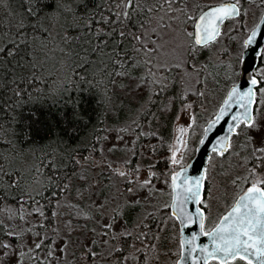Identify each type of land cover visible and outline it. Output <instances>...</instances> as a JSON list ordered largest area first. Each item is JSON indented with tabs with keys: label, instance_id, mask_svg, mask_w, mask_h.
<instances>
[{
	"label": "snow or ice",
	"instance_id": "6c2138e0",
	"mask_svg": "<svg viewBox=\"0 0 264 264\" xmlns=\"http://www.w3.org/2000/svg\"><path fill=\"white\" fill-rule=\"evenodd\" d=\"M246 2L260 8L261 15L259 23L242 41V51L237 60L243 65L249 50H254L260 59V66L247 73L249 86L246 90L239 86L228 90L214 119L204 128L198 146L192 145L188 133L196 121L192 114L189 116L190 123L179 125L174 141L168 145L167 160L171 166L165 181L171 196L168 207L182 227L195 223L199 228L198 235L208 237L211 242L210 247L198 245L197 234L180 240L179 258L183 261L191 258L192 264H264V173L256 171L257 164L253 163L242 181L240 177L233 180V184L250 186L242 189L243 194L211 230L206 229L205 209L208 203L203 195L207 169H202L198 177L189 175L195 165L191 157L206 144L211 153L224 157L232 149V136L241 135L243 129L258 127L255 112H258L259 105L264 104V48L253 46L257 45L258 37H264V0ZM196 9L195 14L189 15L186 0H100L99 3L95 0H0V11L3 12L0 16V114H9L6 118L10 121L5 124L0 119V177L8 178L7 187L23 191L25 184L40 174V167H33L30 177L22 170L13 171L16 165L26 161V146L34 144L37 138L56 142L57 147L46 153L41 166L51 163L61 150L63 137L76 135L78 124L84 123V114L80 111L82 95L92 88L103 87L107 91L109 85L117 83L116 77L127 76L132 51L144 53L147 57L145 63H150L152 57L148 54L155 49L148 47L145 34L154 17L158 18V23H163L165 17L179 20L181 16L191 21L194 31L188 35L192 40L189 51H192V48L211 47L220 38L225 21L248 14L241 0H222L219 4L205 7L198 4ZM52 20L59 25L55 31ZM168 26L164 24V27ZM153 75L149 67V76ZM61 77L62 82L58 80ZM195 94L204 95L200 91ZM233 107L239 111L232 113ZM188 108H191L190 103L185 106L186 110ZM229 113L232 121L228 124L229 135L216 138L213 142L210 139L212 133ZM251 140V137L247 138L245 147L251 144ZM250 155L254 161L264 165V146H252ZM206 159L211 161V157ZM240 166H244L243 162ZM52 167L57 170L55 164ZM134 171L138 173L139 167ZM116 174L127 177L130 183L135 182V177L130 176L128 171L120 170ZM152 176L155 173L140 180V186H151ZM62 188L66 189L67 185H62ZM189 203L203 207H196L190 213L186 207ZM34 211L48 219L39 208ZM20 219L24 220L25 216L21 214ZM66 226L70 227L71 221ZM40 227L43 228L42 223ZM104 227L111 229L112 226L106 224ZM7 235L23 240L14 231H9ZM104 235H109V232ZM126 235L131 236L130 233ZM35 236L38 241L34 247L19 252L12 243L0 240V249L4 250L2 254L9 259L14 255L16 264H24V257L35 260L36 264H52L53 258H65L67 241L59 247L60 256H56V241L47 235L46 230L44 235L36 232ZM146 237L147 234L141 232L134 239L144 243ZM116 238L113 236V239ZM148 247L155 249V245ZM42 249L47 250V255L40 257ZM126 250L116 248L117 252ZM135 251L141 250L136 248ZM141 255L146 256L145 253ZM88 256L95 258L97 253L89 251ZM113 258L118 264H128V256L110 254L106 257ZM132 259L138 257L133 256Z\"/></svg>",
	"mask_w": 264,
	"mask_h": 264
},
{
	"label": "rangeland",
	"instance_id": "374dc122",
	"mask_svg": "<svg viewBox=\"0 0 264 264\" xmlns=\"http://www.w3.org/2000/svg\"><path fill=\"white\" fill-rule=\"evenodd\" d=\"M221 2L222 0H186L188 14H195L198 4L205 7ZM244 10L248 14L243 15L235 23L232 21L225 24L222 34L215 44L209 48H192V51H189V48L192 47V40L188 35L193 32L191 21H186L181 16L179 20H168L165 17L163 23H158V18H153L149 24L152 30L151 41L146 39L148 47L155 49L154 52L148 54L152 57L150 63L146 64V55L140 53L136 61H129L128 75L116 77L117 83L113 84L108 118L105 132L99 143V151L96 155L92 152L89 157L80 160L75 180L69 183L65 197H62V200L54 206L53 212H56L57 215L53 216L48 225L43 223V226L47 227V235L56 241V256H60L59 247L61 244L65 241L68 244L65 258L62 260L53 258L52 264H118L114 258L106 259L110 254L128 256V264L177 263L181 251L180 231L179 224L168 207L171 203V196L170 188L165 182L167 178L156 180L160 173L141 166L139 163L131 167V160L139 137L150 131L147 124L138 129L139 115L146 108L153 91L156 90L157 83L172 88L178 84L179 94L182 92L184 99L187 98L190 101L186 100L178 109L179 119L176 116L172 142L177 127L190 123V114L195 116L196 121L188 129V133L191 139L195 136L200 139L206 124L217 113L228 90L241 77L242 65L237 60L239 52L242 51L241 43L247 36H245V31H251L259 22L261 15V9L255 4L250 3ZM165 23L169 26L164 27ZM55 26L57 27V24H54V30ZM235 26L240 31L239 35L232 32ZM153 28L156 29L155 32H153ZM177 64L181 66L176 67ZM149 67L154 73L151 77L149 76ZM173 69H180L181 73L177 74L173 72ZM172 74L173 76H171ZM197 91L203 92L204 95L197 96L195 94ZM189 103L191 108L186 110L185 106ZM122 111H124L125 119L117 122L116 119ZM255 119L258 127L243 129V133L240 135L243 136L245 142L248 137L252 138L251 148L252 146H264V104L259 105L258 112H255ZM196 125L198 128L195 130ZM238 130V132L241 131V129ZM233 141L232 139V147L235 144ZM29 157L21 164L27 166L29 163L30 166L33 158ZM251 158L252 156L249 155V159ZM234 159L232 154L223 158L215 155L209 162L207 180H211L210 186L215 196L214 201L212 199L207 201L211 206L209 210H205V224L208 230L212 229L230 209L239 195L243 193L242 189L250 186L243 183L233 184V180L237 177H240L242 181L247 175V170L251 169L249 167L241 169L240 165L235 167ZM248 161L245 165L248 164ZM256 164L261 167L259 170L256 168V171L264 173V165H260L259 162ZM33 167H36V163L30 168L24 167L23 173L26 176H32ZM137 167H139L138 173L134 171ZM120 170L128 171L130 176L135 177V182L130 183L127 177L117 175L116 172ZM228 172L233 173L228 174ZM152 173H155V176H152V185L141 187L139 181L149 177ZM221 176L225 180L220 179ZM43 186L44 183L36 175L33 181L25 184L23 191L17 189V194L27 196V198H37L43 191ZM129 188H132L133 191L129 192ZM29 193L32 195L30 196ZM223 198H225V204L221 206L220 202ZM135 201H139V203H135ZM20 202L18 208L9 206V208L3 209L5 211L0 210V220L12 225L15 232L23 237L22 241L10 242L16 246L17 252L34 247V243L38 241V237L35 236L36 232L44 235L42 231L36 230V227L40 225L38 221L41 220L34 211L37 206L28 208L26 202L23 200ZM21 204H23V211H21ZM129 212L133 215L130 221L125 218ZM30 213L34 214L30 216ZM21 214L25 216L24 220L20 219ZM155 217L160 224L159 231L155 235L157 238L152 239L150 244L146 242L147 237L144 243L135 240L134 237L137 234L145 233L146 229L144 228L150 222H154ZM68 221H71L70 227L66 226ZM106 224H111V229H106L104 227ZM176 224L178 238H174L173 244L165 247L163 244L164 234L170 227L174 228ZM30 228L31 232L28 231ZM105 232H109V235L105 236ZM129 233L131 236L126 235ZM113 236L117 238L113 239ZM123 238L129 240L127 250L117 252L116 248L123 249ZM149 245H155V249H150ZM136 248L141 251L136 252ZM89 251L97 253V256L90 258ZM3 252L4 250L0 249L2 264H16L14 255L9 259L8 256L2 254ZM142 253H145L146 256H142ZM46 255V249L40 250V257ZM133 256L138 259L133 260ZM23 260L24 264H36L35 260L28 257H24Z\"/></svg>",
	"mask_w": 264,
	"mask_h": 264
},
{
	"label": "trees",
	"instance_id": "16d2710c",
	"mask_svg": "<svg viewBox=\"0 0 264 264\" xmlns=\"http://www.w3.org/2000/svg\"><path fill=\"white\" fill-rule=\"evenodd\" d=\"M243 4L247 3L246 0H242ZM96 3H99L100 0H95ZM12 7L15 8V3L12 4ZM0 16H3V12L0 11ZM242 18V17H241ZM236 20H228L225 24L229 22H237ZM56 24L55 20H52V25ZM239 22L237 23L238 26ZM55 26V29L58 28ZM148 30L145 34L146 39L148 38L151 41L152 30L150 26H147ZM234 31H232L235 35H239L240 31L237 30V27H234ZM54 30V29H53ZM135 30V29H134ZM55 31V30H54ZM250 30L245 31V36L248 35ZM156 36V35H155ZM159 36V35H158ZM134 43V42H133ZM140 54V53H139ZM138 53L132 51L130 55L132 56L131 61H136L138 59ZM175 73H181L180 69H173ZM173 76V74L171 75ZM60 82H62V77L58 78ZM178 84H175V87H171L165 84L157 83L156 90L153 91L152 97L148 101L146 108L141 111L139 115V128H142L146 124L149 125L150 131L146 134H142L136 144L135 153L131 160V167H134L135 164L139 163L141 166H145L150 170L160 173V176L156 178V180H163L168 178V173L171 169V166L168 163L167 157L169 155L168 145L172 143L173 138V127L175 123V119L177 116V112L179 107L185 103L186 100L183 97L182 92L179 94V89L177 91ZM113 84L109 85L107 91L103 87L100 88H92L87 93L82 95V101L80 111L84 114V123L78 124L79 131L76 135L71 137H63L64 143L60 145V151H58L55 156L52 158L51 163L47 166H41V161L45 159L46 153H49L52 148H56V142L52 140H42L37 138L34 144L30 146H26L25 156L32 157L33 161L29 166L22 165L21 163L16 165L13 171L22 170L24 172V167L30 168L36 163V167H40L41 175L38 178L44 183L43 191L37 196V198L31 197L27 198V196H22L17 194V189L8 188V178L0 177V210L5 211L3 209L9 208V206L18 208L20 206V201L23 200L27 203V207H34L41 209L48 217V219H44V217L40 216L41 220L39 224H49L50 220L53 219V209L57 202L61 201L62 197L67 193L69 183L75 180L76 172L80 166V160H83L86 157H89L92 152L93 154H97L99 151V143L102 139V136L105 132L106 120L108 118V109L110 96L112 95ZM204 112V111H203ZM9 114H0V119L4 121L5 124L10 121L6 118ZM124 111L120 113L117 117L116 121L121 122L125 118ZM200 117V115H198ZM212 119V118H211ZM210 119V120H211ZM198 128L196 125L194 127ZM243 129V126H241ZM196 130V129H195ZM239 131V130H238ZM232 139L235 141L234 146L226 155H231L234 157L235 167L241 165L243 162L244 166L240 168L244 169L246 167L252 168L254 161L253 157L249 159V155L251 152L250 145H246V142L243 140V136H232ZM199 141V137L195 136L191 139L192 145L197 146ZM233 141V142H234ZM153 148L155 149L153 151ZM238 153V155L236 154ZM225 155V156H226ZM195 153L191 157L193 159ZM215 154H212L214 157ZM29 157V158H30ZM219 157V156H218ZM221 158V157H220ZM223 158V157H222ZM249 159V161H248ZM248 161V164L245 163ZM31 162V161H30ZM52 164L56 165L57 170H54ZM258 170L261 167H256ZM208 172V169H207ZM233 172H228V174ZM220 176V174H218ZM59 176V179H57ZM208 178V177H207ZM220 179L225 180L224 177H220ZM62 185H67V188H62ZM211 180L206 179L205 185V197L207 201H214L213 189L211 188ZM55 193V194H53ZM30 194V193H29ZM32 194H30L31 196ZM222 199V198H221ZM35 201V202H34ZM225 204V198L221 200L220 205ZM210 206L208 204V208L205 210H209ZM167 212L169 210L167 209ZM34 213H30V216ZM132 213H128L125 215L126 220L130 221L132 217ZM155 217L154 222H150L144 229H146L145 233L147 234L146 242L149 244L152 243V237L155 236L160 228V224ZM36 230H40L45 234L48 232L46 225L43 228L36 227ZM9 231H14L15 229L12 225L7 224L0 220V240H3L7 243H15L17 239H13L12 236L7 235ZM176 231H178L177 224L174 228L170 227V229L164 234V245L165 247L173 244L174 238H178V233L176 235ZM129 241V240H128ZM128 241L126 238H123V249H127ZM45 243H48L45 241Z\"/></svg>",
	"mask_w": 264,
	"mask_h": 264
},
{
	"label": "water",
	"instance_id": "95a60500",
	"mask_svg": "<svg viewBox=\"0 0 264 264\" xmlns=\"http://www.w3.org/2000/svg\"><path fill=\"white\" fill-rule=\"evenodd\" d=\"M226 22L227 21H225L224 23H226ZM223 25H222V27H223ZM193 31H194V29H193ZM221 33H222V28H221ZM257 46L264 48V37H258V43H257V45H254L253 47L255 48ZM259 61H260V59L257 57L256 52L254 50H249L248 55H247V57L245 59V62L241 66V71H242L241 77H240L239 81L235 85H233L231 87L239 86L243 90H246L247 87L249 86L247 84V81L249 79V76L247 75V73H249L252 70H254L258 66ZM225 98H226V96H225ZM222 104H223V102H222ZM236 111H239V109H237L236 107H233L232 110H231L232 113H234ZM230 115H231V113H229V116H226L223 120H221L219 122L218 126L215 128L214 132L212 133V136L210 137V139L213 142L215 141L216 138L227 137L229 135L228 124L232 123V121L229 118ZM212 120H210L208 123H210ZM207 125H206V127H207ZM211 155H212V153L210 151V147H209V145L206 144L201 149V151L199 153L195 154V156L193 158V160H195V165H194L193 169H191L189 171V175L193 176V177H198L199 175H201V170L202 169H207V166H208V163H209V161H207L206 158L207 157H211ZM205 183H206V179L204 181V192H205ZM204 192H203V195H204ZM186 207H187V211L191 213V212H193V210L196 207H201V206L200 205H193V204L189 203ZM171 214H172V212H171ZM177 222L179 224L178 220H177ZM179 231H180V240L188 239L193 234H197V235L199 234V228H198V226L195 223H191L187 227H182L179 224ZM197 244L198 245H207L209 247L211 246V242L208 239V237L202 236V235H198ZM176 264H192V260H191V258H189L187 261H183V260H180V258H179L177 260Z\"/></svg>",
	"mask_w": 264,
	"mask_h": 264
},
{
	"label": "flooded vegetation",
	"instance_id": "af4514ba",
	"mask_svg": "<svg viewBox=\"0 0 264 264\" xmlns=\"http://www.w3.org/2000/svg\"><path fill=\"white\" fill-rule=\"evenodd\" d=\"M250 3H246L245 6L243 4V1L241 0V5L243 7V9H245L246 6H248ZM254 5V4H253ZM201 207H203L202 205H200ZM206 212V211H205ZM160 224H161V216H160Z\"/></svg>",
	"mask_w": 264,
	"mask_h": 264
}]
</instances>
